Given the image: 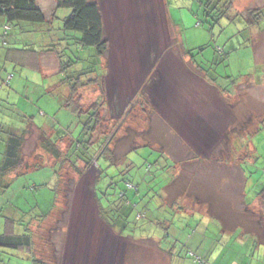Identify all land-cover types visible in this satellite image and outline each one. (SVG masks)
Here are the masks:
<instances>
[{
	"label": "rangeland",
	"instance_id": "1",
	"mask_svg": "<svg viewBox=\"0 0 264 264\" xmlns=\"http://www.w3.org/2000/svg\"><path fill=\"white\" fill-rule=\"evenodd\" d=\"M97 1L107 47L102 58L94 55V50L79 46V32L64 29L68 8L58 9L50 31L41 30L47 23L32 25L26 37L38 42L28 43L34 51L23 45L20 47L24 51L8 50L10 46L0 43V127L3 123L4 128L9 124L24 129L32 122L34 127L49 132L54 129L61 135H76L84 125L76 109V100L80 99L85 114L99 108L102 123L93 139L108 134L110 141L102 147L107 146L106 154L113 157H100L99 163L95 157L83 173L66 161L59 183L56 160L40 147L39 130L28 133L25 160L29 164L39 161L44 166L0 176V232L5 216L20 220L14 226L16 233L29 232L34 222L33 247L0 245V264H116L113 258L123 255L127 241L113 235L103 222L128 224L123 230L128 239L134 231L161 234L167 222L178 225L181 220L188 221L187 212L177 216L167 208L159 209L161 193L170 188L165 189L167 185H163L161 177L176 167L173 162L165 163V154L179 160L194 153L203 159L215 155L230 158L237 134L243 136L255 125L247 108L264 99V86H237L238 94L223 100L192 66L182 39L189 48L209 46L197 59L216 83L231 84L232 78L245 83L252 76L258 82L264 78V30H253L257 52L248 43L250 31L243 30L245 21L240 17L235 22L199 25L203 20L199 0ZM37 2L47 15L56 3ZM258 8L264 9V0H232L231 14L240 13L248 19L250 11ZM49 34L56 36L55 47L71 65L63 71L53 52L43 54L39 67L31 64L38 56L42 58L36 49L47 46L45 38ZM90 66L96 68L89 76L94 81L80 86L78 97L70 100L75 95L63 79ZM231 90L234 93L233 87ZM247 97L244 109L246 104H240ZM4 128L2 135L6 133ZM58 143L63 152L70 144L68 139ZM261 144L257 153L262 155L252 164L254 175L258 171L264 174V142ZM3 148L4 139L0 138V157ZM78 166L82 168L83 164ZM188 167L182 165L181 169L189 171ZM225 170L223 163L214 166V171ZM127 179L139 186V194L130 193L135 189ZM149 238L152 239L147 236L143 240ZM150 239V247L137 252L141 240L129 239L128 264H169L168 256L159 249H164L162 243L158 247ZM182 245L178 244L186 252ZM173 247L174 243L170 249Z\"/></svg>",
	"mask_w": 264,
	"mask_h": 264
},
{
	"label": "crops",
	"instance_id": "2",
	"mask_svg": "<svg viewBox=\"0 0 264 264\" xmlns=\"http://www.w3.org/2000/svg\"><path fill=\"white\" fill-rule=\"evenodd\" d=\"M28 39H31V42L35 44V39L32 37ZM44 53L45 51H41L42 58L37 54V59L31 61V64L39 67L43 62ZM1 54H4V52ZM49 55L53 54L49 53ZM45 58L47 56H44ZM47 63L48 61L44 62V64ZM249 80L242 84L243 87L251 84L256 88L264 86V78L257 82L252 76ZM236 94L238 92L224 97L228 99ZM218 95L222 99L224 98L219 93ZM247 99L248 97L240 104H246L243 107L244 109L247 108ZM254 105L255 103H253V108H247L249 109L247 113L251 114V119L256 125L257 120L264 117V99H261L257 106L254 107ZM255 127H259V130L253 134L249 135V132L252 133L251 129L244 131L243 136L237 134L234 141H232L233 153L230 158L215 155L203 159L202 156L194 153L185 160H179L170 154H165V163L173 162L176 167L174 172L169 173L165 178L161 177L165 180L163 185H167L165 189L169 186L170 188L167 193H161L162 198L159 200V209L167 208L176 212L177 216L187 212L189 214L188 221L179 222L178 225L167 222V228L161 234L154 233L152 235L151 233L138 234L136 231L132 232L129 237L133 241L141 240L136 252L139 250L144 251L145 248L150 247V238L148 240L143 239L151 236L152 239L150 240L155 241L158 247L160 243L164 246V249H159L164 256H168L169 264H196L189 252L197 253L205 258L207 260L206 264H264V242L256 245L252 242L253 237L247 236L248 232L258 231L259 226H264V198L262 192H259L261 187L259 185L264 184V174L262 173L261 177V173L258 171L254 175L255 170L252 166V164L257 163L258 157L262 155L257 152L258 146H262L261 143L264 142V134L261 133L264 129L260 131V126ZM9 128L17 134L23 133V127L11 125ZM238 143L239 146H242V144L245 146L243 153L236 151V144ZM1 152H4V148ZM217 163L225 164L226 170L223 172L214 171V166L216 168ZM182 165H188L189 171L183 172ZM0 176L3 175L0 174ZM129 191H131V194L134 193L132 189ZM163 195L166 196L165 199ZM169 217L170 214L168 213L167 218ZM191 219L194 222H191ZM107 221L103 224L112 230V234L127 241L124 243L125 246L123 245V255L117 256L116 254L117 257L115 256L113 259L116 264H128L129 252L127 247L130 238H126L128 236L124 234L123 230L129 226L126 223ZM30 226L32 228L34 222ZM163 226H165V223ZM235 226L237 227L234 229ZM252 226L257 227V230L248 229H251ZM155 238H160V240L157 241ZM182 242L184 243L182 247L186 249V252H183L182 248L178 246ZM173 243L174 247L170 249ZM186 243L188 246H186ZM252 243L255 245L254 250Z\"/></svg>",
	"mask_w": 264,
	"mask_h": 264
},
{
	"label": "trees",
	"instance_id": "3",
	"mask_svg": "<svg viewBox=\"0 0 264 264\" xmlns=\"http://www.w3.org/2000/svg\"><path fill=\"white\" fill-rule=\"evenodd\" d=\"M55 6L51 9L50 14H46L45 11L38 5L37 0H0V43L3 45L10 46L8 50H25L20 47L23 45L27 50L34 51L32 46H29L28 43L31 42L29 37H26L28 33L33 29L35 26H44L47 23V27H42V31H50V29L54 28L55 18H57V11L59 8H68L70 13L64 17V29L67 30H74L81 34L79 37V46L82 49H90L94 50V55H98V57H103L106 51V42L103 40L104 34V23L102 17V11L100 9L99 3L97 0H55ZM202 4V15L203 20L199 21V25H210L213 26L215 24L220 23L222 20H227L228 22H235L239 17L244 19V29H248L250 31L249 34V44H252L256 51L258 52V47L255 45V37L253 35V30L261 28L264 30V9L258 8L253 9L250 11V16L246 19L242 14L235 13L231 14L232 8V0H199ZM50 16V17H49ZM261 22V25H260ZM33 25V27H32ZM35 25V26H34ZM61 28V26H60ZM17 33V34H16ZM17 35L18 38H16ZM21 35L23 37H21ZM31 35V34H30ZM45 39L48 40L47 46H40L37 51H45V52H53L60 63V68L65 69L70 64H66V61L63 58V54L61 50H58L55 47V39L56 36L54 34H49ZM247 40V39H246ZM183 45L185 47V53L187 58L192 63V66L195 65L197 70L203 74L204 78L207 79V86H212L216 89L221 96H227L232 93V87L234 92H237V88L241 87L245 80L241 82H237L236 79L232 78V83L229 84H219L216 83L215 78L208 75L206 71V67L198 61L197 57L203 51L209 47L208 45H201L196 48H189L184 40L182 39ZM25 43V44H23ZM38 43L35 40V44ZM13 44V45H12ZM12 45V46H11ZM29 47V48H27ZM32 47V48H31ZM196 50V52H194ZM220 51H223L222 47H220ZM52 53V54H53ZM92 54V55H93ZM229 56V52L227 57ZM215 61V59H214ZM213 60L211 63L214 64ZM95 66H97L95 64ZM96 68L94 66H90L88 70L84 71V69H78L75 71V74L63 79V82H68V85L71 86L73 93L75 96L71 97L70 100H74L75 97H78L79 87L84 86L88 83H92L94 81L93 78L89 77L90 73L95 72ZM73 76H76L74 78ZM244 79V78H243ZM249 80V78H248ZM78 81V83L76 82ZM82 81L86 82L82 84ZM231 82V81H230ZM96 83V82H94ZM237 84V85H236ZM238 86V87H237ZM240 89V88H239ZM223 100H226L225 97ZM77 107L76 109L79 110V117L83 118L84 120L80 121L84 122L82 129L74 135L73 133L67 134H60L58 131L49 132L48 129H43L40 127H34V124L30 122L27 128L23 129L22 134H17L13 132L9 124H6L4 128L3 123H1L0 131H3V128L6 133L2 135L0 133V138L4 139V152L2 153V158L0 159V174L7 175L11 173L16 174H23L30 170H37L44 166L41 162H36L33 164H29L24 157V147L26 145L27 135L32 134L34 129H38L40 132V147L49 155H51L56 160L55 172L59 177V183L62 182V174L61 170L63 169V164L68 161L72 165L73 169L83 173V171L89 166L92 162H94L96 157V162L99 163L100 157L108 158L111 157V153H107V145L110 141L108 134H103L102 136L95 137V132L98 131L97 127L99 124L102 123L101 115L99 114V108H92L85 114L82 112V106L80 103V99L76 100ZM73 107V106H72ZM81 115V116H80ZM80 121H78L80 123ZM248 124V123H247ZM255 126H260V131L264 129V117L259 118L257 120V124ZM251 125L250 134L255 133L259 130V127H255ZM94 136V137H93ZM68 139L69 146L63 152L60 148L59 143L60 141H64ZM245 146H239V143L236 144V151L239 153H243ZM242 151V152H241ZM250 152V150H248ZM251 153V152H250ZM106 154L105 156H103ZM113 158V157H111ZM79 163L83 164V167L80 168L78 165ZM102 167V166H100ZM80 168V169H79ZM261 177L263 174H260ZM127 183L131 184V187H134L135 190L133 192L136 194L140 193L139 186L136 185L133 181H129L127 179ZM135 185V186H134ZM260 190L262 192V196L264 198V184L259 185ZM138 189V190H137ZM147 191V190H146ZM58 200H59V193H58ZM47 214L43 218H46ZM20 222L19 219H16L11 216L4 217V229L3 232H0V245H9L13 247H22L26 246L28 249L33 247V237L32 233L25 232V233H16L15 232V224ZM182 222V220H181ZM172 224V222H170ZM170 224V225H171ZM173 225V224H172ZM171 225V226H172ZM237 226L234 227V229ZM177 228V227H175ZM178 228H180L178 226ZM249 230H257V227L252 226ZM258 231L255 232H248L247 236H252V242L256 245L264 242V228L262 226L258 227ZM28 230V229H27ZM180 231V230H179ZM239 231V230H238ZM253 233V234H252ZM183 243V242H182ZM253 244V250L255 245ZM184 244V243H183ZM186 246L188 244L186 243ZM252 250V251H253ZM192 254L193 260L196 264H206L207 260L201 257L197 253L189 252ZM254 253V252H253Z\"/></svg>",
	"mask_w": 264,
	"mask_h": 264
}]
</instances>
